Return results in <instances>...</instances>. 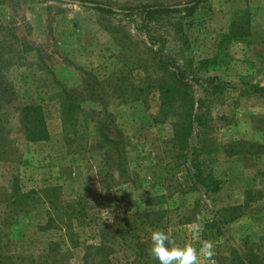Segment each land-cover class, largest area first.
Returning a JSON list of instances; mask_svg holds the SVG:
<instances>
[{"label": "rangeland", "instance_id": "rangeland-1", "mask_svg": "<svg viewBox=\"0 0 264 264\" xmlns=\"http://www.w3.org/2000/svg\"><path fill=\"white\" fill-rule=\"evenodd\" d=\"M68 1L0 0V261L31 264L62 239L50 222L59 197L89 215L85 224L73 218L80 245L70 264H83L111 221L149 210L168 212L178 245L212 242L215 264H264V220L252 217L264 212V149L231 155L229 147L264 145V0H201L150 23V33L120 9H183L192 0ZM159 52L183 69L186 87L177 88ZM70 101L89 120L86 142L64 126ZM28 106L41 109L48 137L31 136ZM102 126L119 153L102 141ZM194 165L217 190L194 183ZM116 258L127 261L123 252Z\"/></svg>", "mask_w": 264, "mask_h": 264}, {"label": "trees", "instance_id": "trees-1", "mask_svg": "<svg viewBox=\"0 0 264 264\" xmlns=\"http://www.w3.org/2000/svg\"><path fill=\"white\" fill-rule=\"evenodd\" d=\"M46 1H55V0H46ZM201 0H192L191 3L185 5L183 9L180 8L179 5H166L163 3H148L139 5L136 7L130 8H121L120 11L122 14H126L129 16H139L142 21V27L146 31L149 32V24L159 22V20L163 18H169L172 15L179 14L181 12H190L194 10ZM97 9L108 14H116L115 9L111 6L105 4H98ZM241 29V28H240ZM238 27H234L232 33L237 34ZM150 35V34H149ZM151 41L154 42L153 38L150 37ZM29 50H33V47L30 46ZM161 57V52L158 53ZM161 63L165 68H169L170 66L175 69V82L177 83V88H182L187 86V79L185 76V72L180 66L177 65L175 61H171L169 58L161 57ZM176 88V89H177ZM172 90L168 88L167 94H171ZM94 91L91 89L90 94H93ZM65 94H68L65 92ZM82 108L73 101L62 103V120L64 126L73 127L80 131V135L82 141L86 142L88 140V133L90 130L89 120L82 117L80 111ZM84 112V111H83ZM82 112V113H83ZM26 116L28 117L29 122H34L36 126L34 131H32L31 136L37 138L38 133H42L43 136L48 137V130L46 127V122L44 120V116L42 111L37 106H28L26 108ZM31 118V119H30ZM197 123H201V120L197 119ZM107 130V129H106ZM104 126L100 129V135L102 137V141L109 148L115 149L117 153L119 150L117 143L111 139V137L107 134ZM190 133L192 132V125L190 128ZM206 135L201 132L199 135V143L200 146L205 148ZM248 144L247 142H241L240 144L232 143L229 145L230 154L238 155L242 153H260L264 149V145H255L248 144L251 149L244 150V146ZM257 148L256 151H253L252 148ZM107 158H109V150L106 152ZM119 168L122 167L121 162L116 164ZM104 167L108 168L107 163L104 164ZM115 167V166H114ZM176 169V168H175ZM174 168L170 169V172L175 171ZM104 170L102 169V172ZM108 173V171H106ZM193 180L196 185L203 184L204 188L217 190L218 183L212 180V177L207 176L203 178L199 167L194 165V174ZM115 181V180H114ZM112 183V182H111ZM112 185V184H111ZM57 198V199H56ZM89 199V198H88ZM81 202L78 205L84 204L83 199H80ZM118 201V198L115 199ZM59 197H55L54 200L50 201L52 212H55L56 215L51 219V223H57L58 230L64 231V236L62 239L58 241L50 242V245L44 251L43 255L39 257L33 256L31 260V264H70V258L72 255L73 249H76L80 244L75 239L72 221L75 218L80 224H85L88 213L84 212V206L77 208V206L68 205L67 207H63L62 202L60 203ZM241 209V208H238ZM167 211H146L135 213L133 215L125 216L124 223L120 224L118 222L111 221V224L106 225V228L102 231L101 239L96 244L89 245L85 249V253L83 256V264H159V262L153 259L147 252L151 244L150 234L152 230L162 229L168 233V230L165 226L167 219ZM97 218H100L97 215ZM253 219L256 222H260L264 220V212L259 210L257 214L252 215ZM101 220H104L100 218ZM107 220V219H106ZM69 222V224H68ZM106 222V221H105ZM55 226V227H56ZM119 252H123L125 254V259L127 261L120 262L116 258V254ZM250 264H261L259 259L255 261V259ZM0 264H7L5 261H0ZM11 264H21L19 261H13Z\"/></svg>", "mask_w": 264, "mask_h": 264}, {"label": "clouds", "instance_id": "clouds-1", "mask_svg": "<svg viewBox=\"0 0 264 264\" xmlns=\"http://www.w3.org/2000/svg\"><path fill=\"white\" fill-rule=\"evenodd\" d=\"M200 217L196 218L199 221ZM193 239L199 237V226L196 221L191 226ZM151 244L147 249L148 254L159 264H215L214 244L210 241L200 242V247L192 243H185L180 246L172 239L170 233L162 229H155L150 234Z\"/></svg>", "mask_w": 264, "mask_h": 264}, {"label": "water", "instance_id": "water-1", "mask_svg": "<svg viewBox=\"0 0 264 264\" xmlns=\"http://www.w3.org/2000/svg\"><path fill=\"white\" fill-rule=\"evenodd\" d=\"M68 2H71V0H70V1H68Z\"/></svg>", "mask_w": 264, "mask_h": 264}]
</instances>
